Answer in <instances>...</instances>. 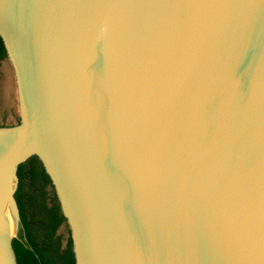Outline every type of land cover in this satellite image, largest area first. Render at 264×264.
Returning <instances> with one entry per match:
<instances>
[{"label":"water","instance_id":"1","mask_svg":"<svg viewBox=\"0 0 264 264\" xmlns=\"http://www.w3.org/2000/svg\"><path fill=\"white\" fill-rule=\"evenodd\" d=\"M0 264L36 156L74 264H264V0H0Z\"/></svg>","mask_w":264,"mask_h":264},{"label":"trees","instance_id":"2","mask_svg":"<svg viewBox=\"0 0 264 264\" xmlns=\"http://www.w3.org/2000/svg\"><path fill=\"white\" fill-rule=\"evenodd\" d=\"M0 38V59L5 57ZM18 185L14 192L20 228L11 241L17 264H74L70 237L61 249L56 230L66 225L55 193L46 196L45 187H52L47 173L36 156L17 167Z\"/></svg>","mask_w":264,"mask_h":264},{"label":"rangeland","instance_id":"3","mask_svg":"<svg viewBox=\"0 0 264 264\" xmlns=\"http://www.w3.org/2000/svg\"><path fill=\"white\" fill-rule=\"evenodd\" d=\"M8 65L9 77L11 82V88H9V93H4L2 88V82L5 79V69L4 66ZM12 79V80H11ZM11 89V90H10ZM19 122V114L17 109V99L15 94V81L12 67L6 57L0 59V126H13ZM47 202H49V196H53L54 190L50 186L45 187ZM55 235L58 236L61 249L66 245L67 239L69 238V229L67 225L60 226Z\"/></svg>","mask_w":264,"mask_h":264},{"label":"bare ground","instance_id":"4","mask_svg":"<svg viewBox=\"0 0 264 264\" xmlns=\"http://www.w3.org/2000/svg\"><path fill=\"white\" fill-rule=\"evenodd\" d=\"M4 69H5V74H6V76H5V79H4V81L2 82V88H3V91H4V93L6 94V93H8V94H10L8 91H9V88H11L10 86H11V82L12 81H10V75H9V68H8V65H6L5 64V66H4ZM12 80V79H11ZM11 90V89H10ZM11 95V94H10Z\"/></svg>","mask_w":264,"mask_h":264}]
</instances>
